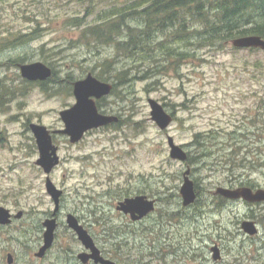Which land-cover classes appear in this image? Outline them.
<instances>
[{
    "label": "rangeland",
    "instance_id": "374dc122",
    "mask_svg": "<svg viewBox=\"0 0 264 264\" xmlns=\"http://www.w3.org/2000/svg\"><path fill=\"white\" fill-rule=\"evenodd\" d=\"M134 1L0 0V46L8 34L32 36L27 43L0 47V77L18 82V64L13 65L11 59L24 64L43 61L56 69V82L51 83L49 92L33 88L23 104L14 100L9 110L17 112V120L0 114L4 135L0 138V205L14 214L24 213L0 227V264H6L7 252L13 255L14 264H33L38 234L34 226L41 223L45 212L54 210L45 189V174L35 163V139L22 121L39 116L43 124L62 129L59 112L75 103L66 77L70 75L75 81L93 74L99 60L115 54L108 44L85 42L81 38L85 26H73L69 21L80 16L85 25L94 24L103 17L102 10ZM231 41L215 48H199L197 58L176 67L166 64L155 73H137L138 78L98 100L100 112L117 116L118 123L90 129L76 143H70L67 135H54L60 163L50 178L64 192L60 203L63 212L83 215L90 208L109 211L110 219L89 213L83 218L109 229L124 221L113 216L117 197L135 192L156 199L150 220L136 225L132 233L122 231L120 243L98 232L105 254H120L138 264H264V250L256 239L243 241L238 233L237 227L247 216L243 204L226 208L211 205L196 213L195 207L182 206L179 193L187 166L191 179L207 196V190L236 186L246 179L264 186V164L250 162L255 152L264 160V50H236ZM125 63L119 60L117 67ZM162 63L160 60L158 65ZM149 98L173 116L166 129H159L151 119ZM196 133L211 136L206 142L211 150L207 155L197 156L193 151L202 149L194 144ZM167 135L188 154L196 155L197 161L188 165L172 159ZM233 150L246 168L230 171L220 164ZM65 213L60 219H65ZM259 221L262 235L264 216ZM214 240L224 246L222 262L213 260L208 250ZM67 246L78 249V243L61 229L54 249L56 264L61 263L58 259L62 254L58 253ZM50 263L46 260L41 264Z\"/></svg>",
    "mask_w": 264,
    "mask_h": 264
},
{
    "label": "trees",
    "instance_id": "16d2710c",
    "mask_svg": "<svg viewBox=\"0 0 264 264\" xmlns=\"http://www.w3.org/2000/svg\"><path fill=\"white\" fill-rule=\"evenodd\" d=\"M100 13L103 17L94 24L85 25L80 16L72 17L69 22L73 26H85L81 32L85 42L113 47L115 54L99 60L100 64H96L97 69L93 71L97 78L113 84L111 93L138 78L137 73L145 76L155 73L157 68L165 69L166 64L176 67L182 61L197 58L199 48L219 47L227 40L245 35L264 38V0H135ZM29 35L8 34L1 46L7 49L27 43L32 39ZM248 50L259 51V48ZM119 60L126 62L121 68L117 67ZM160 60L163 66L158 65ZM65 80L71 88L73 77L69 75ZM210 137L200 133L194 135V144L202 146V149L193 150L197 151V156L211 151L206 146ZM196 155L190 152L186 163L196 162ZM236 155L235 150L227 153L220 164L230 171L246 168L245 164L240 165L241 159H236ZM255 156L250 162L256 160L255 163L264 164L263 155L255 152ZM239 185L255 183L246 179Z\"/></svg>",
    "mask_w": 264,
    "mask_h": 264
},
{
    "label": "water",
    "instance_id": "95a60500",
    "mask_svg": "<svg viewBox=\"0 0 264 264\" xmlns=\"http://www.w3.org/2000/svg\"><path fill=\"white\" fill-rule=\"evenodd\" d=\"M231 43L234 47L238 48L260 47L261 49H264V39L258 35L235 37L232 39ZM20 71L23 77L30 80H43L51 74V69L40 61L22 64L20 65ZM112 87L113 86L110 82L98 79L91 72L87 73L82 79L75 80L73 82V95L75 97V103L59 112L64 127L56 130L55 132L66 134L69 137V141L71 143H75L79 141L88 130L117 122V116L101 113L98 110L96 103L98 99L109 95ZM148 103L150 107L151 119L156 123L159 129H166L172 122L173 116L167 112L163 105L157 100L149 98ZM31 128L38 148V158L35 163L38 164L46 174L45 189L53 200V214H55L59 210L60 197L63 191L57 188V186L53 183L49 177V173L56 165L59 164L60 157L57 154L58 148L57 145L53 143L51 133H49L45 126L32 124ZM167 144L169 147V156L172 159H176L181 162H185L187 160V152L181 145L176 144L173 137L170 135H167ZM179 192L184 206L190 205L196 199L195 186L193 180L190 178L189 167H187L183 173V181ZM215 193L233 199L242 197L248 201L264 200V189L262 188L253 191L247 186L237 188L218 186ZM154 203V199H149L144 195H136L134 197L126 198L124 202H120L118 208L122 209L125 213H130L132 218L137 220L153 211L155 208ZM21 215V211L12 214L10 209L0 205V225L10 224L12 216L19 218ZM66 223L76 232L78 239L82 242L85 248L91 250L90 254L80 253L78 255L82 261L92 258L95 262H99L101 264H117L113 260L107 259L100 254V251L95 246L91 236L73 214L67 215ZM43 224L46 226V230L44 232V244L40 248L39 255H42L51 245L53 241V232L57 225L55 217L45 220ZM241 227L249 234L257 232V228L252 221H243L241 223ZM218 257L219 256L216 252L213 255V258L217 259ZM7 259L10 263L12 261V255L8 254Z\"/></svg>",
    "mask_w": 264,
    "mask_h": 264
},
{
    "label": "flooded vegetation",
    "instance_id": "af4514ba",
    "mask_svg": "<svg viewBox=\"0 0 264 264\" xmlns=\"http://www.w3.org/2000/svg\"><path fill=\"white\" fill-rule=\"evenodd\" d=\"M262 50H264V49H262ZM13 61L14 60L11 59L10 62L13 65L18 64V68L20 71V65H22L24 63H18V62H13ZM43 63L51 69L50 76H48L46 79H43V80L27 79V78L22 76L21 71L19 74L20 78H18L19 80L17 83H15L14 81H8L7 78L9 76H1L0 77V114H4L5 117L7 115H10L9 119H12V121H15V120H17V115H16L17 112L16 113L14 112L13 114H11V112H10V110L12 108V103L14 102L15 99H19L20 100L19 105H21L25 102V101H23V99L28 95V93H30V91L33 88H36V89L40 88L44 92H49L51 90V87H50L51 83L53 85V83L55 84V82H56V79H55L56 69H55V67H53L50 64H47L45 62H43ZM100 99H102V98H100ZM100 99H98V100H100ZM9 108H10V110H9ZM17 110L19 111L20 108H17ZM99 111H100V109H99ZM22 124H23V127L27 130V132H31L33 137H34V133H33L32 128H31L32 124L45 126L46 129L49 131V133H51L52 140L54 138V135L57 134L55 131L58 130L55 128L52 129L50 126L43 124L39 120V116L37 118L26 117L22 121ZM0 138H4V135L2 132H0ZM54 171H55V168H53L51 170V172L49 173V177H50V174H53ZM45 178H46V176H45ZM194 186H195V192H196V199H195V202L193 204H191L190 206L195 207L193 209L195 210L196 213H200V212L202 213L203 212L202 210H204V208L206 206L209 208H212L211 205H213L216 208H226V207H233L234 205H237L239 203L243 204L245 207V210H246L244 215H247V216H246V219H242V221L243 220L244 221L245 220L252 221L255 224V226L257 227V232L254 234H249V233L243 231V229L240 227V225H241L240 224L239 227H237L238 233H240V235L242 236L243 241L248 240V239L249 240L250 239H256V243L259 245V248L264 250V233L262 235H259V231L261 228L259 226V222H260L259 218H260V216H264V209H263L264 208V200L248 201L242 197L233 199V198H228L226 196H223L221 194H217V193H215V191L211 192L210 190H207V192H208V196H207L205 193H202L201 189H198L199 187L196 185V183H194ZM241 186H248L253 191H255L256 189H259V188L264 189V186H262V185H252V186L251 185L250 186L249 185H236V186H231V187L227 186V187L228 188H237V187H241ZM63 196H64V192L61 196L60 203H61ZM134 196H136L135 192H133V193L128 192L126 195H123L122 197H117L115 207H114V215L113 216L122 218L124 221L120 222L118 225H111L110 226L111 228H109V229H106V228H104L102 226H98V225L95 226L91 223H88L86 220L85 221L83 220L84 215H87V213H89L90 215L100 214V216H103L104 218L110 219L111 215H109V211L98 210L96 208H90L88 210H85L86 213H84L83 215H75L74 213H71V212L65 213L62 210H60V207H59L58 212H56L55 214H53V211L45 212L43 214L44 219L41 221V223H39V225L34 226V229H35V231H37L38 234H37V240H36V245H35L36 250L33 252V257L31 258V261L33 262V264H34V261H36L37 264H41L47 260V261L51 262L50 264H56L55 259H54V255L57 253L56 251H54L55 243H56L57 238H58V231L62 229L64 231H66L68 234H70L72 239L78 243V246H77L78 249H69V246L64 248L62 253H58L59 255L62 254L61 257L58 259V260H61L60 264H101L99 262H95L94 259H92V258H88L86 261H82L78 257V255L80 253L90 254L91 250L88 248H85V246L82 244V242L78 239L76 232L67 225V223H66L67 215L73 214L77 218L78 222L83 226V228L91 236V238L94 241L95 246L99 249L100 254L103 257L110 259V260H113L117 264H121V263L122 264H136L137 263L136 261H133V262L130 261L129 262L128 259H125L124 256H122L120 254H115L114 256L112 254H105V251L102 250V248H101L102 245L99 243L98 236H97L98 232H100V230H101L103 233L102 235L104 237H106V238L108 237V238L112 239V241H116L115 243L117 244V242H119V243L121 242L119 240V238H121V236L124 235L122 231H125L127 233L128 232L132 233V231H134V227H138L136 225L142 224L146 220L147 221L150 220L152 213H148L146 216H144L140 219L134 220L130 213H125L122 209L118 208L120 202H124V200L126 198L134 197ZM190 206H187L186 208H188ZM21 212L23 215L24 214L23 211H21ZM61 213L66 214V216L64 215L65 219H63V220L60 219ZM22 215L20 216V218L22 217ZM53 217H55V220L57 223L56 228L53 232V241H52L51 245L44 251V253L42 255H39L40 248L44 244V232L46 230V226H44L43 222L45 220H47L49 218H53ZM195 220H198V218H195ZM101 227L103 228V230ZM110 230H111V232H110ZM146 230H147V228H144V231H146ZM226 232L228 233V231H226ZM227 242H228L227 244H230L231 239L227 238ZM208 244L209 243H207V245ZM208 248H209L208 250L211 253L212 259L217 261V263L222 262V255L221 254L224 251V246L222 244H220L219 242H216L214 240L213 243ZM215 249H216V251H215ZM175 250H176V248H175ZM59 251H60V249H59ZM115 251L113 250L112 252H115ZM216 252H217L219 257L217 259H214L213 255ZM8 253H10V252H7V254ZM14 261H15L14 257L12 258V261L10 263L8 262V259L6 258V264H14Z\"/></svg>",
    "mask_w": 264,
    "mask_h": 264
}]
</instances>
